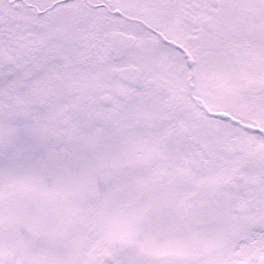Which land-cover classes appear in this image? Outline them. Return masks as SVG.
I'll list each match as a JSON object with an SVG mask.
<instances>
[{"label":"snow or ice","instance_id":"6c2138e0","mask_svg":"<svg viewBox=\"0 0 264 264\" xmlns=\"http://www.w3.org/2000/svg\"><path fill=\"white\" fill-rule=\"evenodd\" d=\"M0 264H264V0H0Z\"/></svg>","mask_w":264,"mask_h":264}]
</instances>
